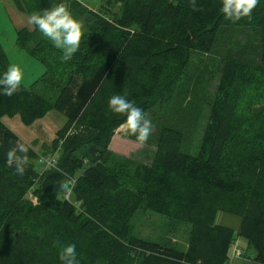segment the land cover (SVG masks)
<instances>
[{"label":"trees","instance_id":"16d2710c","mask_svg":"<svg viewBox=\"0 0 264 264\" xmlns=\"http://www.w3.org/2000/svg\"><path fill=\"white\" fill-rule=\"evenodd\" d=\"M11 1L28 17L63 2L84 27L68 62L34 25L15 32L16 46L43 71L12 97L0 95V118L28 125L53 110L65 120L47 153L26 145L23 176L6 155L21 141L0 120V264H61L66 244L76 245L79 264H226L234 247L244 253L235 234L264 264V0L251 20L235 23L221 0H197L202 11L189 0H102L100 11L77 0ZM234 28L253 29L257 46L250 61L219 59L195 153L180 149L179 130L161 125L149 162L112 157L108 144L126 117L110 111L109 98L126 96L146 117L181 94L190 54H209ZM8 66L0 46V75ZM127 137L136 140L128 129ZM52 149L56 167L40 173L33 162ZM68 177L75 183L65 199L59 185ZM146 211L174 232L182 227L185 248L135 234L132 221ZM219 211L239 217L236 232L215 223Z\"/></svg>","mask_w":264,"mask_h":264},{"label":"rangeland","instance_id":"374dc122","mask_svg":"<svg viewBox=\"0 0 264 264\" xmlns=\"http://www.w3.org/2000/svg\"><path fill=\"white\" fill-rule=\"evenodd\" d=\"M86 1V3L79 2L94 11H100L99 8L103 5L102 0ZM42 36L45 37L43 34ZM6 37L0 35V46L6 54L9 64H18L22 68L24 72L23 85L31 84L42 73V65L38 60L19 49L15 44V38L8 39ZM257 42V35L253 29H226L220 32L218 40L209 54L191 53L185 70L186 80L182 84L181 94L170 103L163 106L158 105L152 112L146 114V118L152 121L153 126L148 141L141 145L136 140H129L127 128L122 124L115 129L108 144L112 157L126 160L127 163L130 162L129 164L131 162H149L155 150V137L161 125L179 130L182 134L180 149L189 154L195 153L205 124L206 100L209 101L211 98L217 83L219 59L222 56H234L250 61V58H253L252 53ZM38 90L43 91V88L40 87ZM51 115L54 117L48 118ZM3 120L22 142L35 146L40 140L44 141L54 137L55 130L64 122V116L51 110V114H47L46 118H38L28 125L22 124L18 115L5 116ZM49 142H44V145L39 147V152L50 151ZM51 153L57 154V149H52ZM123 157L127 159H123ZM33 165L35 169H39L37 160H34ZM25 199L31 203L36 202V196L32 193H26ZM132 223L135 234L146 240L173 244L181 249L185 248L183 228H178L177 232L170 230L167 221L153 212L146 211L143 215L135 216ZM215 223L229 226L236 232L239 217L219 211L215 215ZM235 240L238 247L243 249L244 255L231 258V249L229 262L226 264H255L251 260L254 254L253 249L236 234Z\"/></svg>","mask_w":264,"mask_h":264},{"label":"clouds","instance_id":"9594fccd","mask_svg":"<svg viewBox=\"0 0 264 264\" xmlns=\"http://www.w3.org/2000/svg\"><path fill=\"white\" fill-rule=\"evenodd\" d=\"M260 0H221L220 11L224 18L233 23L243 18L251 20L253 10ZM193 11H202L197 0H189ZM29 23L34 25L55 48L63 52L62 60L68 62L79 50L83 36V23L77 20L68 5L61 2L42 12H33L29 16ZM24 72L18 64H10L6 71L0 75V95L12 97L21 90ZM108 108L115 114L126 117L124 127L136 137V141L145 144L153 131L152 121L145 117L143 110L136 106L126 96L113 95L108 100ZM28 147L23 142H17L7 152V163L14 167L15 174L23 176L29 162ZM74 180L66 179L59 185L64 192L71 191ZM60 244L59 241L56 242ZM59 260L61 264H79L75 244L60 245Z\"/></svg>","mask_w":264,"mask_h":264},{"label":"crops","instance_id":"0c3cea01","mask_svg":"<svg viewBox=\"0 0 264 264\" xmlns=\"http://www.w3.org/2000/svg\"><path fill=\"white\" fill-rule=\"evenodd\" d=\"M79 1L84 2V3L87 2L86 0H79ZM20 28H26L29 31L33 30V26L29 23V17L26 14L19 12L13 6L11 0H0V35L7 36L6 38H8V39H13V38H15L16 30H18ZM47 114H51V110L46 112L41 118H46ZM3 117H5V116H3ZM3 117L0 118L2 123H4ZM51 117H54V116L51 115L48 118H51ZM5 125L11 130L10 126H8L7 124H5ZM11 131L15 134V132L13 130H11ZM53 136H54V134H53ZM17 137L19 138V136H17ZM52 138H50L48 140H44V141L40 140L38 142V144L35 146H32L30 144H27V146L31 147L35 152H39V150H38L39 147L41 145H44V142L50 141ZM19 140L22 142V140L20 138H19Z\"/></svg>","mask_w":264,"mask_h":264},{"label":"built area","instance_id":"2783aa9c","mask_svg":"<svg viewBox=\"0 0 264 264\" xmlns=\"http://www.w3.org/2000/svg\"><path fill=\"white\" fill-rule=\"evenodd\" d=\"M38 164H39V172L41 173L43 170H46L48 168H55L56 167V161L57 156L55 153H49V154H38L36 158ZM74 180L73 177H68L67 179ZM70 195V191L64 193V198L68 199ZM234 257H240V250L238 248H233L231 258Z\"/></svg>","mask_w":264,"mask_h":264}]
</instances>
